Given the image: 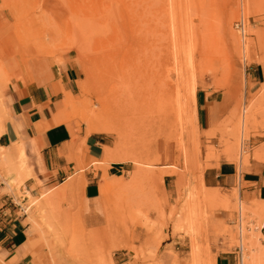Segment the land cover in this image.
Here are the masks:
<instances>
[{"label": "rangeland", "instance_id": "374dc122", "mask_svg": "<svg viewBox=\"0 0 264 264\" xmlns=\"http://www.w3.org/2000/svg\"><path fill=\"white\" fill-rule=\"evenodd\" d=\"M73 20L107 24L111 34L128 26V34H136L132 37L142 45L132 40L127 47L122 34H110L109 41L89 42V48ZM239 20L243 36L234 27ZM149 47L161 58L163 100L145 95L149 109L130 114L125 124H110L112 132H88V109L99 107L93 78L86 76L93 75V65L99 68L106 61L103 65L114 71L122 66L129 73L132 66L145 63ZM129 52L134 54L125 59ZM89 56L101 66L88 62ZM34 57L50 64L68 60L77 69L71 92L61 90L54 103L51 123H70L82 134L77 136L80 143L90 133L102 135L105 142L99 160H91L89 168V163L80 164L79 172L65 182L67 194L77 188L70 187L73 183L82 185L83 170L105 169L110 162L124 168L120 177L99 184L104 228L84 231L71 227L68 212L59 207L64 198L52 196L62 186L48 193L39 189L35 196L20 190L29 176L24 155L18 151L8 156L0 148V195L10 194L25 212L34 236L31 247L39 250L33 252L38 264H192L194 253L198 264H214L218 254L233 261L238 241L243 264H264L257 240L263 216L258 205L264 201L247 204L235 187H206L201 180L204 168L218 161L237 166L250 157L264 161V82L244 88L245 67L264 59V0H0V98L9 77L4 62ZM197 89L230 100L222 119L203 131L196 124ZM88 97L94 99L92 105ZM2 113L0 106V120ZM134 155L140 160L128 158ZM237 207L242 226L248 225L240 232L232 221ZM0 264L8 263L0 259Z\"/></svg>", "mask_w": 264, "mask_h": 264}, {"label": "crops", "instance_id": "0c3cea01", "mask_svg": "<svg viewBox=\"0 0 264 264\" xmlns=\"http://www.w3.org/2000/svg\"><path fill=\"white\" fill-rule=\"evenodd\" d=\"M9 76L8 84L1 91L0 104L3 116L0 120V146L8 148L19 144L22 148L29 176L22 181L20 190L37 195L39 189L45 193L64 186L75 176L80 164H93L99 160L103 136L87 134L80 143L74 126L65 122L52 124L56 113L54 103L61 99V90L71 92L77 69L68 60L50 64L41 57L25 62L6 61L2 65ZM264 82V59L245 67L244 88L250 90ZM230 105L228 95H213V92L197 89L195 93L196 124L203 131L207 125L213 127ZM71 129H74L72 134ZM123 165L110 162L105 169L83 170L81 186L73 183L74 192L69 196L67 189L56 191L52 196L64 198L59 207L68 212L72 228L84 231L101 230L106 223L104 196L99 184L109 183L121 176ZM164 179V178H163ZM206 187L237 189L238 198L249 204L264 201V161L247 159L245 164L235 165L218 161L204 168L201 177ZM1 187V186H0ZM68 198V199H67ZM262 214L258 228L259 245L264 252V202L259 204ZM21 206L10 194L0 195V259L8 264H38L31 247L34 236L29 232V222ZM36 249V250H35ZM117 257H113L116 259ZM214 264H233L232 256L218 254Z\"/></svg>", "mask_w": 264, "mask_h": 264}, {"label": "bare ground", "instance_id": "6f19581e", "mask_svg": "<svg viewBox=\"0 0 264 264\" xmlns=\"http://www.w3.org/2000/svg\"><path fill=\"white\" fill-rule=\"evenodd\" d=\"M247 8H249V6ZM73 23L76 26H78L79 28H81V32L83 34V39L86 40V42L88 43L87 45L89 46V48H90L89 42L100 44L102 42L109 41L107 39L108 38H112L111 35L113 36V38H115V35L121 36V34H122L123 37H124L123 41H124V43H125V45L127 47H128V42L129 41L132 42V40H134L135 43L137 44L139 42V40H140L138 37H134V38L132 37L134 35L136 36V34H134L132 36L128 34V32L130 31V30L128 31V29H129L128 26L125 27L124 25H122L121 28L118 29V32L115 30L116 33L115 34H111L110 31H112V29L110 28V26H107V24L106 25L105 24H97V22L94 23L92 21H83V20H73ZM127 25H128V23H127ZM242 31H243V29H242ZM108 33H109V35H108ZM119 36H118V38H119ZM101 38H102V40H101ZM140 43H138L137 46H139ZM133 45H135V44H133ZM141 45H140V47H141ZM133 47H132V49H134ZM127 49L128 48H126V53L128 51ZM89 50L91 51V49H89ZM99 50L101 51L102 48H100ZM93 52H94V50H93ZM95 52H97V51H95ZM148 52H149V54H147L148 57L146 56V59L144 61L145 63H143L142 65L141 64L140 65H135L134 68L132 66V69L130 71L128 69L129 73H125V71L124 72L121 71L123 69L122 68L120 70V68L122 66L118 67L119 68L118 71H114L112 68L108 67L110 65H108V66L103 65L106 61H104L102 66L99 65V64H101V63H98V60H100V62H101V59H100L101 57L99 58V56H98L99 54L97 55L98 58H99L98 60L96 58L97 56L94 57V58H96L95 59L96 62H97L96 65L98 64L97 66H101V67L96 68L95 64L93 65V63H92L95 60L93 61L92 58L90 57L91 55L89 56L91 58V60L88 61V62L92 63L93 69H95V70H94L93 75H92V73H90V74H88L86 76L88 77L90 75L93 78V79H91V82L92 81L94 82V83L92 82L94 84L93 87L95 86L96 90H97V91H95L93 89V93H94V91L97 92L96 94H97V101H98V106L99 107L97 109H95V110L88 109V111H90L91 114L89 112H87V110H85L86 111L85 114L89 113V115H87V118H86L87 119L86 120L87 124L89 126V129H88L89 131L88 132H91V131H94V132H112L111 125H113L115 123L125 124L130 119L128 117L130 114L134 113L136 115H139V114H141L140 111L142 109H143V111H145V109H149L148 107H149L150 101L147 102V101L144 100V96L145 95H149L150 97H153L156 102L157 101L161 102L163 100V96H164V92H165V86H164V83L161 81L162 80L161 77H160L161 74L159 73L160 66H161L160 65L161 64L160 63L161 58L158 55H156L155 53H153V51L151 50L150 47L148 48ZM94 54H97V53H94ZM101 54H102V51H101ZM133 54H134V52H133ZM133 54L131 53V55H133ZM139 54H140V52H139ZM129 55H130V52H129ZM131 55L130 56L122 55V56H125V59L126 58L128 59L129 57L131 58ZM105 58H107V57H104V60H105ZM123 58L121 60H123ZM116 59H117V57H116ZM123 61H125V60H123ZM128 61L130 62V60H128ZM131 61H132V59H131ZM135 61L133 60L134 63H135ZM102 62H103V60H102ZM128 63H127V65H128ZM126 70H127V68H126ZM88 78H87V80H88ZM90 78H89V81H90ZM89 81H87L88 83H90L88 86H92L91 82H89ZM90 88H92V87H90ZM88 89H89V87H88ZM194 89H195V87H194ZM81 90H82V88L80 89V91ZM89 91H90V89H89ZM82 94H80V95H82ZM96 94H94V95H96ZM90 98H92V95H91ZM65 100L71 101L69 99V97H65ZM89 100L90 99L88 97V101ZM93 100L94 99H92V102H94ZM90 102H91V100L88 103L91 104L92 102L91 103ZM176 102H178V101L176 100ZM68 103H70V102H68ZM96 104H97V102H96ZM90 107H92V106H90ZM92 109H93V107H92ZM177 113H179V112H177ZM85 114H83V115H85ZM143 114H144V112H143ZM137 121H140V120H137ZM107 124H109V125H107ZM242 124H243V120H242ZM145 125H147L149 127V126H151V122H148ZM0 148L3 149L5 147L0 146ZM6 149H7L6 154L8 156L9 155L10 156L14 155L18 151H21V154L24 155L23 151H22V148H21V146L19 144H15L14 146L8 147ZM106 151L107 150L105 148L104 155H105V157H108L109 154H107ZM139 157H140V155H134L133 157H128V158L133 160V161L134 160L136 161V159L139 158ZM138 160H140V158L137 159V161ZM237 232H239V231H237ZM240 234L241 233H239V235ZM196 253H197V250H196ZM196 255L197 254L194 253L192 264H198L199 263L198 261H200V259L197 258ZM240 258H241V264H243L242 252H241ZM200 263H201V261H200Z\"/></svg>", "mask_w": 264, "mask_h": 264}, {"label": "built area", "instance_id": "2783aa9c", "mask_svg": "<svg viewBox=\"0 0 264 264\" xmlns=\"http://www.w3.org/2000/svg\"><path fill=\"white\" fill-rule=\"evenodd\" d=\"M234 27L236 29H238L239 33L241 36H243V31H242V21L239 20V21H235L234 23ZM233 223L236 225V229L240 232V230L243 228H245L246 230L248 229V225H244L242 226V221H243V217H242V214H241V210H240V207H237L236 211L234 212V215H233ZM239 239V237H238ZM241 239V237H240ZM243 247L239 244V241H238V244L234 247V257H233V264H241V252H242V249Z\"/></svg>", "mask_w": 264, "mask_h": 264}]
</instances>
